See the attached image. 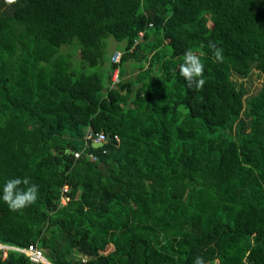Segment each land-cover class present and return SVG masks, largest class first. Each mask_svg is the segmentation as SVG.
Returning a JSON list of instances; mask_svg holds the SVG:
<instances>
[{"label":"trees","instance_id":"trees-1","mask_svg":"<svg viewBox=\"0 0 264 264\" xmlns=\"http://www.w3.org/2000/svg\"><path fill=\"white\" fill-rule=\"evenodd\" d=\"M16 177L39 195L0 198V243L51 264H264V0H0V197Z\"/></svg>","mask_w":264,"mask_h":264},{"label":"clouds","instance_id":"clouds-1","mask_svg":"<svg viewBox=\"0 0 264 264\" xmlns=\"http://www.w3.org/2000/svg\"><path fill=\"white\" fill-rule=\"evenodd\" d=\"M8 3H13L14 0H7ZM209 47L214 46L212 44ZM115 52V51H114ZM113 52V53H114ZM213 55L217 61H223L222 51L214 48ZM120 57V56H119ZM179 74L187 82L188 87L199 89L204 83V65L201 58L191 49L184 53V62L179 65ZM24 185L23 188L20 186ZM3 201L11 210H19L30 204H33L38 199V185L31 182L29 177H16L7 179L2 189ZM194 264H204L202 257H197Z\"/></svg>","mask_w":264,"mask_h":264},{"label":"built area","instance_id":"built-area-1","mask_svg":"<svg viewBox=\"0 0 264 264\" xmlns=\"http://www.w3.org/2000/svg\"><path fill=\"white\" fill-rule=\"evenodd\" d=\"M120 52L115 51L111 56V61L117 62L119 60ZM111 80L113 83L117 82L119 80L118 78V69L115 68L111 75ZM117 139V136H114ZM84 141L88 144L89 142L91 144L96 143H105L107 140V136L102 131H94L92 128L87 129L86 133L84 135ZM79 155V152H74V156L77 157ZM89 157L92 159H95L96 156L92 153H89ZM67 191V187L64 186L62 189V193L65 194ZM65 200L62 198L61 203H63ZM8 249H14L21 253H24L28 258V264H51L46 257L44 256V251L42 248L37 247L33 243H29L28 245L24 247H18V246H12V245H6L0 243V250H2L3 256L5 255L6 250Z\"/></svg>","mask_w":264,"mask_h":264},{"label":"rangeland","instance_id":"rangeland-1","mask_svg":"<svg viewBox=\"0 0 264 264\" xmlns=\"http://www.w3.org/2000/svg\"><path fill=\"white\" fill-rule=\"evenodd\" d=\"M123 43L124 42H122V41H116V43H115V41L112 39V37L109 36L106 38V45H105L104 51H105V53L106 52H108V53L113 52L114 44L121 46ZM76 53H78V51H76ZM76 53H74V54H76ZM75 56H78V55H75ZM134 71L135 70L133 69L132 73ZM112 72L110 73V81H111ZM128 72H129V69H128ZM132 73H130V76L128 78H131L132 76H134V75H131ZM118 78L120 79V75H118ZM232 78L237 82L242 81L244 83L246 90H247L246 98L248 95H253L261 85V78L259 76H257V74L255 72H252L251 75L247 78L241 77L238 75H233ZM133 90H135V87H133ZM108 247H109V249H108ZM108 247H107V249L110 250V247H112V246L109 245Z\"/></svg>","mask_w":264,"mask_h":264},{"label":"crops","instance_id":"crops-1","mask_svg":"<svg viewBox=\"0 0 264 264\" xmlns=\"http://www.w3.org/2000/svg\"><path fill=\"white\" fill-rule=\"evenodd\" d=\"M115 49H117L116 46H115ZM114 51H118V50H114ZM114 51H113V52H114ZM113 52H112V53H113ZM127 68L129 69V72H127V73H131L132 70H133L132 66H129V67L127 66ZM133 73H134V72H133Z\"/></svg>","mask_w":264,"mask_h":264},{"label":"water","instance_id":"water-1","mask_svg":"<svg viewBox=\"0 0 264 264\" xmlns=\"http://www.w3.org/2000/svg\"><path fill=\"white\" fill-rule=\"evenodd\" d=\"M92 146H94V147H100V146H102V143H96V144H92ZM44 252H45V250H43Z\"/></svg>","mask_w":264,"mask_h":264}]
</instances>
